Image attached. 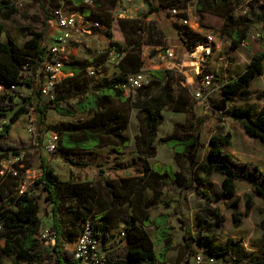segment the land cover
Listing matches in <instances>:
<instances>
[{
    "label": "trees",
    "instance_id": "16d2710c",
    "mask_svg": "<svg viewBox=\"0 0 264 264\" xmlns=\"http://www.w3.org/2000/svg\"><path fill=\"white\" fill-rule=\"evenodd\" d=\"M53 1V0H50ZM117 5L119 0H113ZM188 0H143L148 6V13L167 12V16H173L172 11L178 10L177 15L187 17L184 12ZM226 2L227 0H220ZM44 0L42 6H45ZM217 0H199L198 10L213 12ZM74 12L78 11L88 19L92 18L91 5H86L84 0H70ZM94 3L100 2L94 0ZM60 6V3L57 7ZM17 10L14 5L5 0H0V15L9 19ZM148 13L145 15L147 16ZM231 9L215 11L214 14L223 17L221 32L232 40L233 46H239L247 37L251 23L242 17L234 18ZM262 12L258 16L262 18ZM121 21H125L121 19ZM101 23V22H100ZM264 25V21H263ZM178 36L190 50L200 44H204L202 34L195 32L188 25L175 23ZM152 29L158 27L152 24ZM4 26L0 22V35ZM109 35L108 32H106ZM259 38L264 37V32L259 31ZM45 33L33 31L23 44H17L14 38L7 35L5 40H0V85L4 89L0 92V120L3 123L0 131V171L1 162L12 154H19L24 149L8 141L3 136L8 134L11 126L26 111V104L19 103L13 96L12 86L27 85L35 96L32 103L35 116L31 132H35L36 124L39 129L38 139L43 140V132L51 131L57 136L56 150L51 153L64 162L75 167H87L93 165L94 157L89 155L92 149L99 146L113 145L109 154L121 158L123 151L131 143L129 136L125 134L128 127L130 107L137 109V117L140 122V132L135 137L139 161L143 166L140 176H128L119 179H99L102 191V201L95 199L98 192L89 183H74L70 180L61 179L54 171L45 157L41 158V173L34 180L30 188L22 190L25 173L31 168L28 163L19 168L17 175L11 172H0V252L8 256H16L26 264H80L73 259V253L63 248L64 226L61 223L59 210L63 203H68V210L77 217H83L80 221L79 232L70 235L68 241L73 244L82 231L85 221H89L93 228V236L101 244V250L110 243V230L113 225L110 222L109 210L121 205L129 206V210L119 215L121 222V242H125L124 254L115 251L104 253L103 264H169L167 263L168 252L175 246L170 233L171 227L167 224L168 216L159 215L151 217L150 208L163 201L162 189L166 179L178 184L183 189L193 187L192 179L183 172L174 171L172 166H150L148 158L156 154V138L158 127L163 121V111L191 113L190 121L186 124H176L174 132L167 138L162 139L169 147L173 148L177 160L182 164L181 157H185L189 165L207 175L219 173L223 175L222 188L224 194L233 195L236 192V180H245L252 184L256 192L264 200V171L260 165L252 161H242L232 154L224 151V146L232 141V133L217 132L209 138V148L205 154V160H198V153L203 143L201 141V126L204 118H196L191 103L192 95L188 87L181 85L182 77L173 70L156 69L151 71L153 79L143 85L136 97L126 96L123 83L127 77L138 72L142 65L137 53L124 54L118 67L122 75L115 76L105 84L95 86L94 75L87 73V67L95 64L96 70L102 64L98 60H80L73 56L65 67L68 76L57 89L53 99L43 100L40 94L41 69L48 60L47 46L43 44ZM141 45L138 43V46ZM167 47H162L165 50ZM264 51L256 53L250 66L239 76L223 83L220 93L223 100L235 95L247 96L250 94L249 86L252 80L263 72ZM216 81H219L216 79ZM14 89V88H13ZM12 91V92H9ZM77 98L74 104L68 107L60 105L71 98ZM125 106V107H124ZM54 108L61 115L74 116L77 113L93 112V116L85 120L72 122L62 121L54 125L47 123V112ZM222 119L231 117L241 123L247 134L259 138L264 143V106L258 109L255 105L244 107L221 108L213 111ZM150 188L153 195L148 197L146 190ZM34 189H40L41 196L45 201L52 204L51 230L55 236V243L49 246L40 238L42 227L41 206L37 197L33 194ZM207 195V192H201ZM250 206V198L248 197ZM168 205V202H165ZM102 211V212H101ZM101 212V213H98ZM98 213L94 220L99 222L94 225L89 215ZM264 214V209H263ZM221 222L222 217L217 215ZM235 221H240V216L235 214ZM264 228V215L261 221ZM156 228L153 239L148 226ZM199 226H206L201 218ZM206 228V227H204ZM206 234L195 238L187 229L186 245L190 256H195L197 251L193 249L191 241L201 248L204 258L213 257V264H236L235 256L240 257L245 249L241 239L228 238L219 242L216 235L207 230ZM191 239V241H190ZM159 246L156 251L155 247ZM261 250L264 254V237L261 242ZM241 258V257H240ZM175 264H180L179 262ZM184 264H188V261ZM247 264H264V257L250 260Z\"/></svg>",
    "mask_w": 264,
    "mask_h": 264
},
{
    "label": "rangeland",
    "instance_id": "374dc122",
    "mask_svg": "<svg viewBox=\"0 0 264 264\" xmlns=\"http://www.w3.org/2000/svg\"><path fill=\"white\" fill-rule=\"evenodd\" d=\"M13 4L17 10L9 19H4L0 15V22L4 26V31L0 35V40H5L7 35L14 38L17 44H23V42L29 37L33 31H43L45 33L43 44L47 47L53 43L54 36L57 33L55 24L51 19V11L57 7L63 6L66 10L74 11L70 0H46L45 6H42L44 0H5ZM98 3H94L90 6L92 10V18L101 22V27L93 28L86 26L82 31L76 32L70 43L71 54L75 59L80 60H98L102 61V64L98 67L96 75L93 77V84L95 86L105 84L115 76L122 75L118 65H112L107 63L108 53L110 51H120L124 54L138 53L142 67L157 66V63L152 64L151 60L158 61L157 53L160 52L162 47H173L177 56V67H175L176 74L180 77L185 76L184 71L192 68L193 59L186 52V48L181 42L175 23L181 24V17L177 13L173 16H167V12L148 13V6L143 0H130L126 3V9L124 17L119 16V9L116 7L113 0H98ZM199 0H188V7L184 11L187 14V18L190 19L195 29H200L204 34L203 41H205V35H219L221 41V52H215L213 55L206 59V65L208 72H212L217 78H224L227 75L226 68L233 65H238L243 68L247 62L243 58L249 56L252 51L259 50L261 45H264L262 38L257 37L255 40L252 35H259V31L264 32V0H227L226 2L217 0V4L214 5L215 11L229 10L231 9V15L234 18L242 17L245 19V23H251L247 35L248 39L242 43L239 47L232 45V40L228 37H223L221 28L223 25V17L214 14L215 11L207 12L201 11L197 8ZM78 12V11H76ZM262 12L263 16L260 18L258 13ZM148 13L146 16L145 14ZM121 19L125 21H121ZM158 27L152 29V24ZM109 33V35L106 34ZM138 43L141 45L138 46ZM215 47L211 45V50ZM216 51V49L214 50ZM264 51V50H261ZM258 51L256 53H259ZM255 53V54H256ZM254 54V55H255ZM243 55V56H242ZM232 57V58H231ZM233 59V60H232ZM237 62V63H236ZM251 63V59H250ZM66 73H68L65 70ZM189 75H193V72H188ZM232 74V73H231ZM148 81L151 79L149 72L147 73ZM190 75V76H191ZM189 76V79H190ZM192 77V76H191ZM194 79V78H192ZM146 85V84H145ZM13 91L15 100L19 103H24L25 98H29L26 104V111L20 115L18 120L11 126L6 136H3V140L8 141L19 147H23L25 158L23 167L28 163L32 166L27 169L25 173L24 183L25 189L30 188L33 185L34 180L41 173V158L45 157L51 163L55 173L63 180H70L74 183H89L96 188L98 196L95 199L102 201V191L99 185V179L111 180L119 179L129 173L130 168L119 166V158L114 155H110L108 152H102L99 156L94 157L93 165L87 167H75L68 163H65L60 158L55 157L46 148L48 140L53 137L51 131H44L42 134L43 140L39 141V129L36 124L35 132H31L33 126L34 110L32 103L35 101L36 94L27 85L16 86ZM12 92V91H9ZM194 105L197 108L196 118H204L203 126H201V141L204 147H201L198 153V160H205V154L209 148V138L215 134L217 124H223V120L226 118H218L213 113V108H216V104L220 101V95L215 94L209 102H201L196 99ZM76 98L73 97L67 102L62 101L60 105L67 106L74 104ZM125 107V106H124ZM137 111L133 106L130 107L129 113ZM135 113V112H134ZM90 116L88 113H78L74 116L61 115L54 108H49L47 112V123L50 125L57 124L62 121H81L87 119ZM167 120L162 127L161 134L165 129L169 127L171 122L170 113L166 114ZM228 118V117H227ZM231 118V117H230ZM230 121L228 118L224 122L226 124ZM137 119L133 116V121L130 127V133L134 134L137 131ZM3 126L0 120V127ZM236 130V129H235ZM1 131V130H0ZM238 142V138H237ZM238 146V143H237ZM253 148V147H252ZM232 150L235 148H228L227 152L232 154ZM239 152L238 148L236 150ZM129 159L123 160V163H127L130 158L134 157L129 152ZM235 158L240 160L237 156L232 154ZM256 156L260 157L259 154ZM163 163L172 161V154L168 152H161V158ZM244 161V160H242ZM247 161L255 162L254 159ZM132 168V167H131ZM133 174L137 173V168L130 170ZM186 175L192 179L193 187L189 191H177L175 188L169 186L166 189L164 199L157 208L153 209V216L159 215L169 216V225L171 226V235L175 243V246L168 252L167 263L175 264L179 262L184 264L188 261V264H199L195 261L194 256H190L186 245L187 229L191 232V235L195 238L206 234L207 230L212 231L219 242L226 241L228 238L241 239L245 242L248 250L240 256H235L236 264H247L250 260H256L263 258L264 254L261 250V237H264V228L261 226L263 218V207L257 202V194L253 187L249 184H239V187L235 194L227 195L223 193L222 177L221 175L205 174L197 170V168L189 165V169ZM205 183V184H203ZM207 192V195L201 192ZM40 189H34L33 194L37 197L41 206V219L42 227L40 232H44L47 229H51L52 226V204L45 201L41 196ZM248 197L250 198V206L248 204ZM256 198V199H255ZM261 199V198H260ZM263 202V198L261 199ZM165 202H168L166 205ZM129 210V206L121 205L115 209L109 210L110 222L113 228L110 230V243L103 247L102 253H109V251H115L116 253L123 255L124 246L121 242V222L119 215ZM102 212V211H101ZM98 212V213H101ZM98 213H93L87 217L93 221L94 225H98L99 222L94 220V216ZM59 216L61 223L64 226V240L63 248L72 251V244L68 241L70 235L76 236L80 229V221L83 217H77L74 213L68 210V203H63V206L59 210ZM235 214L240 216V221H235ZM217 215L222 217L221 222L218 220ZM204 220L206 228L198 225L199 219ZM151 235H155V229L149 228ZM191 241V239H190ZM49 246L54 243L49 242ZM191 245L198 254H202L201 248L198 247L193 241ZM155 250H159V246L155 247ZM0 264H26L19 260L16 256H8L0 252ZM159 264V263H156Z\"/></svg>",
    "mask_w": 264,
    "mask_h": 264
},
{
    "label": "built area",
    "instance_id": "2783aa9c",
    "mask_svg": "<svg viewBox=\"0 0 264 264\" xmlns=\"http://www.w3.org/2000/svg\"><path fill=\"white\" fill-rule=\"evenodd\" d=\"M130 0H119L116 7L119 9V16L124 17L126 9V3ZM86 5H93L94 0H84ZM172 12L178 13L177 9ZM51 19L56 26L57 33L54 36V41L47 47L48 60L44 63L41 69V86L40 94L43 100L53 99L57 94V89L68 76L65 72V67L71 61L72 54L70 52V43L76 32L82 31L86 26L93 28L101 27V23L88 19L86 16L81 15L79 12L66 10L63 6H58L51 11ZM181 24L188 25L194 30V27L189 18H181ZM213 35L208 34V42H213ZM244 43V41L242 42ZM168 47L165 50L162 48L157 53V62L152 59L151 63H157V66L147 65L141 67V69L127 77V81L122 84L124 93L126 96L136 97L139 89L149 83L152 80L151 71L156 69L173 70L177 67V56L172 49ZM193 59L192 70L196 76V87L191 90L193 99L201 102H208L210 97L221 91L222 82L216 81L215 74L208 72L205 63L206 59L212 55L210 45H197L190 50H186ZM123 53L114 50L108 53L107 63L112 65H118L122 59ZM87 73L92 76L96 75L97 70L95 64L87 67ZM184 73V71L180 70ZM151 75V79L148 81L147 73ZM15 88L12 86L11 89ZM4 89L0 85V92ZM2 126L0 127V130ZM57 136L53 133V137L48 140L46 148L49 152L56 150ZM24 151L19 154H12L7 158H4L1 162V173L11 172L17 175L19 168H23V162L25 158ZM25 189V183L22 185V190ZM40 238L44 240L46 244L49 242L55 243V236L50 229L40 232ZM101 244L97 238L93 236V228L89 221H85L82 226V231L72 244L73 259L79 261L80 264H103L104 254L101 250ZM194 259L199 264H213L215 259L213 257L204 258L201 254H196Z\"/></svg>",
    "mask_w": 264,
    "mask_h": 264
},
{
    "label": "crops",
    "instance_id": "0c3cea01",
    "mask_svg": "<svg viewBox=\"0 0 264 264\" xmlns=\"http://www.w3.org/2000/svg\"><path fill=\"white\" fill-rule=\"evenodd\" d=\"M194 31L198 32L200 34H204L200 29H195V27H194ZM213 36H214L213 42L209 43L208 39H207L208 35H205V41H204V44H202L205 46L206 45H210V46L212 45L215 47L216 51H214L215 49L212 50V55L215 52H221V41H220V38L218 37L219 35H213ZM224 36L228 37L227 35L223 34V37ZM257 37H259V35H252V38H254V40ZM247 39H248V35H247L246 39L244 40V42H246ZM263 39H264V37H263ZM263 42H264V40H263ZM246 43L248 44V42H246ZM241 44H239V46ZM239 46H234V47H239ZM261 46H262V48L260 47L259 50L252 51L249 56L244 57L242 55L243 58L245 59V61L247 62L246 66L244 68H243V66L239 67L238 65L231 64V65H233L232 68H230V66H229V68L228 67L226 68L227 73H229L230 75L225 76L223 79L217 78L215 75L216 79H218L222 83H225V82H228L231 79H234L235 77L239 76L241 73H243L250 66V59H252L254 54L258 51L264 50V45H261ZM205 67L207 69L206 63H205ZM263 68H264V60H263ZM188 72H193L192 68H189V69L186 68V70H184L185 76H182L180 83H181V85L188 87L190 90H193L197 84L196 76L193 72V75L190 74L192 76L191 77ZM175 73H176V71H175ZM189 76H190V79H189ZM192 78H194V79H192ZM249 90H250V94L247 96L235 95V96H232L231 98H228L226 100H223V96L220 92L214 93L210 97L209 101L213 98V96L215 94L220 95V101L216 104V108L215 109L213 108V111H215V110L219 111V109H221L223 107L224 108H232L234 106L244 107V106H248V105H255L259 109L262 106H264V69H263L262 74L257 75L252 80V82L249 86ZM76 100H77V98H76ZM191 103H192L193 111H194V114L196 117L197 108L194 105L195 102L193 99H191ZM84 113L90 114V116L88 118H90L94 114L93 112H84ZM167 113H170L171 122H169V124H168L169 127H167L165 129L164 133L161 134L162 127L167 120V117H166ZM133 116L135 117V119H137V122H138L137 123V131L134 134L130 133V127H131V123L133 121ZM190 118H191V113H189V112L172 111L169 109H165L163 111V121L159 125L158 131H157V138H156L157 141L155 144L156 154H155V156L148 158V162H149L150 166H154V165L155 166L156 165L168 166V165H170V166H172L174 171H180L186 175V172L189 169V162L186 160L185 157H181L182 164H180L177 160V156H176L174 149L169 147L165 142L162 141V139L169 137L174 132V128H175L176 124H186L190 121ZM228 118L230 119V121H228V123L226 124V122H224V121L227 120ZM228 118L226 117L223 120V124H217L216 129H215V133L227 132V131H230L232 133V141L229 145L224 146V151L227 152V149L230 147L235 148L236 150L238 148L239 152H237L236 150H232L231 151L232 154H234L235 156L240 158V160H244V161H247L249 159H254V161L256 163H258L260 165V167L262 168V170L264 171V143L259 138L255 137V136H250L249 134H247V132L245 131V129L241 125V123H239L238 121H236L230 117H228ZM72 122H74V121H72ZM75 122H77V121H75ZM202 126H203V124H202ZM139 132H140V122H139V119L137 117V111H132V113H130V119H129L128 127L125 130V134L127 136H129L131 143L128 147H126L124 149V151H123L124 154L119 159L120 160L119 161L120 168L128 167L130 169H129V171H127L129 173H125V175L122 177L140 176L142 174L143 166L139 161L140 154L138 153L136 142H135L136 141L135 137L137 134H139ZM237 138H238V142H237ZM237 143H238V146H237ZM112 147H113V145L95 147L94 149H92V152L89 153V155H91L92 157H96V156L98 157L99 154H102V152H105V153L108 152L109 153L110 149ZM168 150L172 154V161H167V162L163 163V161L160 159L161 158V152H168ZM129 152L131 154H133L134 157L130 158V160L127 161V163L125 164V163H123V160H125L126 158L129 159V157H128L130 155ZM257 154H259L260 157L256 156ZM135 168H137V173L133 174V172L130 170L135 169ZM217 175H221V177L223 179L222 174L217 173ZM105 180H107V179H105ZM221 182H222V180H221ZM203 184H205V183H203ZM239 184H249L253 187L254 191L256 192V189L254 188V186L245 180H236V191L239 187ZM169 186L175 188L177 191H179V190L182 192L183 191H189V189H183L178 184L172 182L170 179L167 178L166 183L164 184L163 189H162V195H161L162 199H164L166 189ZM146 194L148 197H151L153 195V191L150 188H148L146 190ZM256 194L258 196V197H256L258 204H260V206L263 207L264 200L262 202V200H261L262 197L257 192H256ZM227 195H229V194H227ZM160 203H162V202H160ZM160 203L157 204L156 206H153L150 208V214H151L152 218H155L153 216V213H152L153 209L157 208L160 205ZM165 214L167 215V212ZM168 221H169V216H168V220H167V224L169 225ZM149 228H152V229L154 228L156 231V228L154 225L148 226L146 228L148 230V232H149ZM149 234L153 239L155 238V235L154 236L151 235L150 232H149ZM262 240H263V236L261 237V239L259 241L262 242ZM222 242H224V240H222ZM122 245L125 246V242L122 241ZM242 245H243L245 250H248L244 241H242Z\"/></svg>",
    "mask_w": 264,
    "mask_h": 264
}]
</instances>
